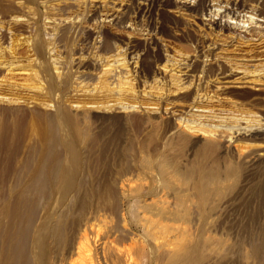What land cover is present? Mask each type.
Listing matches in <instances>:
<instances>
[{
  "label": "rangeland",
  "instance_id": "obj_1",
  "mask_svg": "<svg viewBox=\"0 0 264 264\" xmlns=\"http://www.w3.org/2000/svg\"><path fill=\"white\" fill-rule=\"evenodd\" d=\"M258 18L264 0H0V234L45 162L32 220L15 221L29 233L49 221L48 264L68 263L48 232L75 194L88 206L77 234L101 264H114L111 241L139 247L137 264H262ZM108 187L114 197L96 198ZM114 200L129 237L110 230Z\"/></svg>",
  "mask_w": 264,
  "mask_h": 264
},
{
  "label": "bare ground",
  "instance_id": "obj_2",
  "mask_svg": "<svg viewBox=\"0 0 264 264\" xmlns=\"http://www.w3.org/2000/svg\"><path fill=\"white\" fill-rule=\"evenodd\" d=\"M256 22H260L262 24L264 22V20L262 18H258V20ZM216 23H221V21L217 20ZM67 119H68V116L66 118V121H67ZM3 120H4V118H3ZM51 120H52V118H51ZM68 123H69V120H68ZM70 128H71V126H70ZM3 135H4V133H3ZM55 136H54V134H51L49 136V138L47 137L48 140L46 142L47 143L46 148L49 152V156H54L55 154L58 153L57 152L58 138H56ZM47 138H45V139H47ZM4 142H5V139L1 138L0 145ZM59 148H61V147H59ZM0 150H2V147ZM10 153H11V151H10ZM11 160H12V157H11ZM8 163H10V162H8ZM42 165H43V163L41 164V166ZM22 167H23V165H22ZM31 171H32V169H31ZM33 171H34V169H33ZM16 177H17V175H16ZM24 181L25 180H23V182ZM24 183H26V182H24ZM21 184H22V182H21ZM15 185H16V187L20 186V184L18 182H16ZM25 185L26 186L23 188V190L21 189L22 191H20V192H19V190H20V188H19L18 193H15L16 195H14V197H12L11 202H10L8 214L11 215V226L8 229V231H6L7 233L0 234V264H48V261H46L47 258L45 259L46 251H45V249H41V245L45 239L44 237H46L45 232H46L47 227L49 226V221L45 220L43 223H41V225L38 227L37 230H33L31 233L28 232L29 222L25 228L22 227L19 230L17 222L15 221L17 218H22L23 213L24 212L26 213V211L28 213L27 214L28 215L27 220L28 221L32 220L31 217L33 216L32 215L33 211H31V208L29 207L30 204H28L30 202V197H31L30 194L35 193L36 191H39V194L42 195L46 191L45 189L47 186V169H46L45 162H44V165L42 167H38V169L35 170V173L31 177L30 181H28V183H26ZM16 187L14 188L15 192H17ZM102 191H103V189H102ZM103 192L104 193L99 194V196L96 198H100L103 201V199H109V197H114L112 188L108 187L106 190L104 189ZM69 200H70L69 203L67 202L68 204L66 205V207L58 215L57 221L51 227L50 232H48V233H50L49 234L50 236H48L49 237L48 239L53 238L54 243H56V242L61 243L64 240V242L66 244H64V246H63L64 251L61 254H62V256L65 255V257L68 258L69 264H101L100 262H98L99 258L97 255V251H94L95 250L94 247L92 248L91 240L89 238V235L87 234L86 228H83L82 232L80 231L81 234H77V228H78L77 226H79V224H80L79 222H81V220H80L81 215L83 214L82 221H83V219H86L85 218L86 217V209L88 206L85 202V197H83V196L78 197L75 194V196ZM96 201L97 202H96L95 206H98V207H102L103 203H105V202L102 203L101 201H98V199ZM8 205H9V203H8ZM75 209H76V211H75ZM108 209L116 217L115 221H114L115 223L113 222L114 224L111 226L110 230L113 231V229H114L115 232H113V233H115V234H117V232H118L119 233L118 237L119 236L129 237L128 234H130V231H128L125 228L124 224L122 225V220L120 219V216H119L120 205H119L118 201L114 200V203L111 204ZM63 224L69 225V227L71 229V234L67 235L66 233H64L63 229L60 228V226H62ZM43 225H45V226L43 227ZM80 229H81V227H80ZM97 234L99 235V233H97ZM48 239H46V240L48 241ZM132 239L133 238H131V240ZM112 242H114V241L105 243V245L111 244L112 247H110V248L104 247V255L110 254L109 250H111L113 255L116 257L114 264H123V262L126 264H137L136 263V256L139 254L141 255V252H142L141 250L138 249L139 247L137 248V246L136 245L134 246L133 243H131L128 246H118V245L114 244L115 242L114 243H112ZM30 245L33 247L29 248ZM132 249L134 250L133 252H132ZM256 249H257L256 251L253 250L252 252L254 253L255 257H257V259H260L262 261V264H263L264 263V232H263V242L260 246L258 245V247ZM49 259H51V257H49Z\"/></svg>",
  "mask_w": 264,
  "mask_h": 264
}]
</instances>
